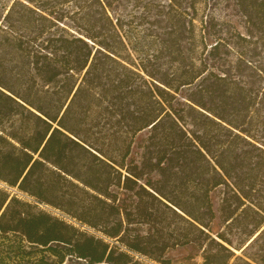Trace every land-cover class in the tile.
<instances>
[{"label": "trees", "instance_id": "1", "mask_svg": "<svg viewBox=\"0 0 264 264\" xmlns=\"http://www.w3.org/2000/svg\"><path fill=\"white\" fill-rule=\"evenodd\" d=\"M220 2L245 35L211 32ZM234 38L264 47V0H9L0 264H172L184 247L264 264V58L238 53L231 74ZM200 47L227 71L197 65Z\"/></svg>", "mask_w": 264, "mask_h": 264}, {"label": "rangeland", "instance_id": "2", "mask_svg": "<svg viewBox=\"0 0 264 264\" xmlns=\"http://www.w3.org/2000/svg\"><path fill=\"white\" fill-rule=\"evenodd\" d=\"M143 1H148V2L154 1V3H161V2L165 3V0H143ZM8 3H9V0H0V14L2 10L8 5ZM132 3H133L132 1L127 3L126 11L124 10L123 14H125V12L127 11H131ZM208 4L209 3H207L206 5V9H205L203 16L201 12V16L205 22L208 21L209 19V16H207L208 13L209 15L212 14L218 20V23L216 24V26H214L211 32L215 31L217 34L224 35L225 32L229 33L231 31L236 30L240 34L245 35V31L243 29V20L239 16H237V14L231 8V6L225 5L223 2L213 3L211 5L209 4V6ZM137 12H139V10ZM65 24H68V22H65ZM62 26H64V24H62ZM141 30L143 31L144 29H141ZM206 33L207 32H205L204 37H207ZM255 40L256 38H253L251 39V43H246V42L238 41L236 38H234V40L229 42V45H230V48L228 49L229 53L225 55L224 59H226L227 64L230 67L231 74H235L232 68L235 66V63H238V53H242L244 55V58L250 63H252L253 65L263 63L264 47L258 44ZM206 43L207 45L211 44V42H209L208 37L206 38ZM220 57H223V53L220 55ZM215 63L216 62H214L213 60L210 61V58L208 57V50H202L200 47L197 65H200V67H202L204 64L211 65V66L212 65L217 66V64ZM217 68L221 71H227V66H224L223 68H221L220 66H217ZM208 69L209 70L213 69L214 71H217L216 68H212V67L211 68L209 67ZM246 73H248V71H246ZM242 79L245 80L244 78ZM187 94H188V91L182 92L183 96ZM179 101L180 103L179 105L175 106L176 108H181L184 104V100H179ZM88 114L91 115L89 116L90 118H92L93 117L92 115H94L93 113H88ZM90 120L91 119H89V121ZM142 137H143V134L137 136L135 141L136 142L139 141ZM131 151H132L131 157L134 159H137V155H139V150L137 149L136 144L133 145ZM257 189H259V192L252 194L253 201L260 200L261 202H264V190H262L261 188H257ZM211 201L213 203V208L215 211V215L217 217L218 213L216 210H217L218 201H217L216 193L211 194ZM135 228L136 229L139 228V231H141V234H144L146 230L148 229L145 226H142V227L135 226ZM212 228H213V231H218L219 229H221L218 218H216V220L213 222ZM235 254L236 256H241L240 252H237ZM165 257L167 259H170L172 264H200L202 262L201 258L197 256L196 250H192L190 247L176 248L173 251L167 252ZM187 258H193V259L189 260Z\"/></svg>", "mask_w": 264, "mask_h": 264}]
</instances>
